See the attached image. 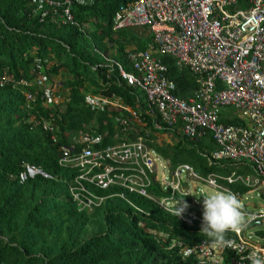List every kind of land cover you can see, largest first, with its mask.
I'll return each instance as SVG.
<instances>
[{
    "label": "trees",
    "instance_id": "1",
    "mask_svg": "<svg viewBox=\"0 0 264 264\" xmlns=\"http://www.w3.org/2000/svg\"><path fill=\"white\" fill-rule=\"evenodd\" d=\"M71 1L75 23H62L59 7L0 0V78L8 77L0 85V264H201L195 257L181 256L160 233L189 244L206 237L179 227L174 214L151 200L131 196L142 212L117 197L93 210L81 209L73 199L75 171L59 164V147L75 143L91 128L105 134L103 145L146 136L173 166L187 163L202 175L249 169L209 163L204 151L217 148L211 135L197 143L175 135L173 143H162L165 131H155L149 122L145 130L131 122L135 131L127 135L118 120L129 116L123 109H93L87 95L115 94L137 110L136 97L141 95L121 81L118 69L102 54L120 62L127 49L148 48L153 36L148 27L113 29L117 7L131 0ZM161 59L176 83V94L186 98L197 87L195 77L173 57ZM39 72L53 87L54 77L61 76L57 88L68 90L62 104L50 105L41 98L34 85ZM23 79L31 85L20 84ZM25 91L36 99L28 102ZM230 121L241 122L237 117ZM43 122L53 129H44ZM27 164L45 175L22 180Z\"/></svg>",
    "mask_w": 264,
    "mask_h": 264
},
{
    "label": "built area",
    "instance_id": "2",
    "mask_svg": "<svg viewBox=\"0 0 264 264\" xmlns=\"http://www.w3.org/2000/svg\"><path fill=\"white\" fill-rule=\"evenodd\" d=\"M32 2L38 8L59 7L61 22L75 23L71 0ZM128 27H148L153 36L148 48L127 49L133 72L109 55L102 56L118 69L127 87L141 89L145 98L136 97L137 110L115 94L87 95L88 104L93 109L109 106L127 111L129 116L118 119L127 135L135 131L131 122H137L142 130L149 122L155 131H165L169 137L179 136L186 142L197 143L211 135L217 148L204 153L209 163L229 162L249 171L201 176L188 164L171 169L169 159L153 149L146 136L103 145L105 134L91 128L75 143L59 147V164L75 171L70 187L74 201L81 209L93 210L117 197L144 212L131 197L143 196L173 213L178 195L192 196L196 191L193 187L199 184L232 192L241 203L248 225L227 233L229 244L217 247L208 238L193 244L173 238L171 247L201 264H250L248 254L252 251L264 257V191L258 200L252 194L264 181V0H131L119 6L113 29ZM164 55L173 57L179 68L188 69L195 77L197 87L186 98L176 94V83L161 59ZM6 80L7 76L1 77L0 85ZM46 81L39 72L34 85L46 103H58ZM19 83L31 85L24 79ZM25 97L28 102L34 101L36 94L25 91ZM227 107L239 110L238 117L247 122H231L233 117L227 114L223 120ZM43 126L53 129L50 122H43ZM37 174L45 175L40 168L27 164L21 177L24 180ZM225 182L240 183L252 190L242 196ZM156 188L167 194L155 195ZM193 203L199 205L195 197ZM178 218L191 231L201 233V212L187 206ZM253 224L257 231L250 230Z\"/></svg>",
    "mask_w": 264,
    "mask_h": 264
},
{
    "label": "clouds",
    "instance_id": "3",
    "mask_svg": "<svg viewBox=\"0 0 264 264\" xmlns=\"http://www.w3.org/2000/svg\"><path fill=\"white\" fill-rule=\"evenodd\" d=\"M167 159H169V158H167ZM169 161H170V159H169ZM182 164H187V163H182ZM182 164H178V165H182ZM178 165L173 166L171 161H170V168L171 169H175ZM188 165H190V164H188ZM191 167L193 168V166H191ZM196 172H198V171H196ZM243 173H245V172H243ZM209 174H211V173H209ZM209 174H206V175L200 174V175L201 176H207ZM215 174H219V173H215ZM230 174H228V175H230ZM219 175H222V174H219ZM222 176H227V175H222ZM221 182H223V181H221ZM225 183H226L227 187H229L233 192L234 191L240 192V194L242 196H244L247 192H249V190H252L251 188H247L240 183H235V184H228L227 182H225ZM184 186L185 187L187 186L186 182H184ZM240 187H243L245 189V192H243L240 189ZM193 188H196L195 189L196 191L193 192L192 196L184 197V196L178 195V198H177L178 202L176 203L174 209H172V211H173L172 214H174L178 218V216L182 212H184V210L187 206L196 209L197 211L202 213L201 233H203L208 238V242L217 246V247L226 246L227 244L230 243L229 240L226 239L227 233H229L231 231L242 230V229L246 228L248 225V220L246 219V217L242 211V206H241L239 199L232 192H226L223 190L212 188L216 191H223V192H216V193H213L210 195H202L203 200H202V209H201L199 207V206H201V201L199 200L198 197H196V195L203 193L202 188H209V187L204 185V184H199L197 187H193ZM154 193H155V195H158V196H163L164 194H167L161 188L160 189L156 188ZM252 194H253V192H252ZM139 197H143V196H139ZM194 197L199 201V205H196L193 203ZM145 198H147V197H145ZM147 199H149V198H147ZM149 200H151V199H149ZM177 205H179V206L177 207ZM164 211H166V210H164ZM169 213H171V212H169ZM178 220H179V222H181V220L179 218H178ZM181 223L183 224V222H181ZM183 226L186 227L187 229L190 228V227L185 226L184 224H183ZM253 227H255L254 224H253ZM191 230L192 229L190 228L189 231L193 232ZM195 233H198V232H195ZM201 233H199V234H201ZM160 234L164 236V234H169V233H160ZM166 238H170V240H171V239L176 238V237H170V234H169V237H166ZM173 248H176L179 252V249L177 247H173ZM179 254H181V253L179 252ZM181 256H183V255L181 254ZM189 257H193V256H189ZM248 259L250 261V264H264V257L257 255V253L255 251H252L248 254Z\"/></svg>",
    "mask_w": 264,
    "mask_h": 264
},
{
    "label": "rangeland",
    "instance_id": "4",
    "mask_svg": "<svg viewBox=\"0 0 264 264\" xmlns=\"http://www.w3.org/2000/svg\"><path fill=\"white\" fill-rule=\"evenodd\" d=\"M123 4V2H121L120 4H119V6L120 5H122ZM119 6L117 7V10H118V8H119ZM159 56V55H158ZM162 57V56H161ZM121 63H122V65L125 67V69L127 70V71H131V72H133V65H132V62L126 57L125 59H121V61H120ZM96 66V65H95ZM54 79H55V86L56 87H53V84H51V82H49V80H47L46 82H47V85H48V87H50L51 88V91H53V95H54V98L57 100V102L59 103V104H62L63 103V101H64V99H65V93H67L68 92V90L67 89H58L57 88V86H59V83H58V81H59V79H61V76H58V77H54ZM137 92L141 95V97L144 99L145 98V93L141 90V89H137ZM178 95V94H177ZM179 96V95H178ZM62 107H64V105H62ZM223 113H225V114H227L228 116H230V117H238V115H240V111L239 110H237V109H235V108H233V107H227L226 108V110H225V112H223ZM241 117V116H240ZM239 118V117H238ZM242 118V117H241ZM241 118H239V120H243L244 122H247V120H244L243 118L241 119ZM242 121V122H243ZM157 135H160L159 133H156ZM160 137H161V141H162V143H173V141H174V139L173 138H171V137H169L168 135H160ZM215 144V143H214ZM212 151L210 150H205L204 151V153H211ZM204 155V154H203ZM238 166V165H237ZM71 169L72 168H70V171H71ZM73 170V169H72ZM203 189V193L202 194H198V195H196V197H198L199 198V200L201 201V206H199L201 209H202V200H203V197H202V195H210V194H213V193H216V192H223V191H216V190H214V189H212V188H202ZM240 189L243 191V192H245V189L243 188V187H240ZM254 189H256L255 191H253V194L254 195H256L257 196V200L259 199L258 197H260L259 195H260V193H261V191H264V181H262L261 183H260V185L257 187V188H254ZM259 204H261V202L259 201ZM177 224L179 225V227H183L184 228V226H183V224L181 223V222H177ZM261 229L263 230V234H264V222H263V226L261 227ZM188 230H190V228H188ZM250 230H252V231H257V228H255V227H251L250 228ZM179 231V233H180V230H178ZM202 235H204V234H202ZM204 237H206L205 235H204ZM207 238V237H206Z\"/></svg>",
    "mask_w": 264,
    "mask_h": 264
},
{
    "label": "water",
    "instance_id": "5",
    "mask_svg": "<svg viewBox=\"0 0 264 264\" xmlns=\"http://www.w3.org/2000/svg\"><path fill=\"white\" fill-rule=\"evenodd\" d=\"M256 224V223H255ZM257 224H260V222H257Z\"/></svg>",
    "mask_w": 264,
    "mask_h": 264
}]
</instances>
